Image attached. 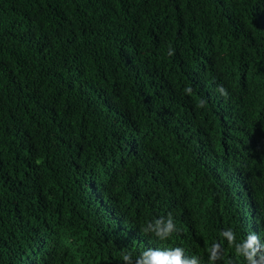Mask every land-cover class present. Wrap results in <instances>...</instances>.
I'll list each match as a JSON object with an SVG mask.
<instances>
[{"label": "trees", "instance_id": "obj_1", "mask_svg": "<svg viewBox=\"0 0 264 264\" xmlns=\"http://www.w3.org/2000/svg\"><path fill=\"white\" fill-rule=\"evenodd\" d=\"M227 229L264 243V0H0V264H246Z\"/></svg>", "mask_w": 264, "mask_h": 264}, {"label": "clouds", "instance_id": "obj_2", "mask_svg": "<svg viewBox=\"0 0 264 264\" xmlns=\"http://www.w3.org/2000/svg\"><path fill=\"white\" fill-rule=\"evenodd\" d=\"M172 54L170 49L169 55ZM218 90L221 95L227 97V90L222 85L219 86ZM187 91L190 93L191 89L189 88ZM200 106H203V101ZM143 231L154 233L160 240H165L177 229L173 218L169 215L167 220L160 217L154 222L149 221ZM222 235L227 239L228 245L234 249L235 254L243 257L246 264H264V243H261L255 234H249L247 239L241 242H237L236 234L232 229L225 230ZM157 247L160 250L150 249L141 253L135 260V264H216L217 261L220 262L229 255V252L221 251V246L218 243L212 244L206 260L193 253H191L190 258L185 257L184 249L181 247L165 251H161L162 245L157 244ZM123 260L125 264H133L132 253H123ZM238 261L229 259L226 264H236Z\"/></svg>", "mask_w": 264, "mask_h": 264}, {"label": "bare ground", "instance_id": "obj_3", "mask_svg": "<svg viewBox=\"0 0 264 264\" xmlns=\"http://www.w3.org/2000/svg\"><path fill=\"white\" fill-rule=\"evenodd\" d=\"M46 246V245H45ZM47 250V249H46Z\"/></svg>", "mask_w": 264, "mask_h": 264}]
</instances>
